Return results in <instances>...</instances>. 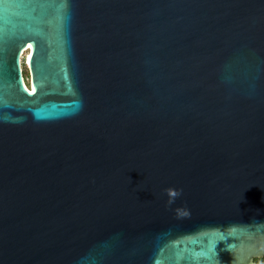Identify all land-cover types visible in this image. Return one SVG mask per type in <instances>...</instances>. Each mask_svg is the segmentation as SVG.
I'll return each mask as SVG.
<instances>
[{"label":"water","instance_id":"95a60500","mask_svg":"<svg viewBox=\"0 0 264 264\" xmlns=\"http://www.w3.org/2000/svg\"><path fill=\"white\" fill-rule=\"evenodd\" d=\"M263 256L264 0H0V264Z\"/></svg>","mask_w":264,"mask_h":264},{"label":"flooded vegetation","instance_id":"af4514ba","mask_svg":"<svg viewBox=\"0 0 264 264\" xmlns=\"http://www.w3.org/2000/svg\"><path fill=\"white\" fill-rule=\"evenodd\" d=\"M29 49L27 51H25V54L29 53ZM27 56H23V61H22V70H23V77H24V83L26 85V87H28L29 89H31V73H30V69L28 67V63L26 61Z\"/></svg>","mask_w":264,"mask_h":264},{"label":"trees","instance_id":"16d2710c","mask_svg":"<svg viewBox=\"0 0 264 264\" xmlns=\"http://www.w3.org/2000/svg\"><path fill=\"white\" fill-rule=\"evenodd\" d=\"M256 263L257 264H264V256L256 258Z\"/></svg>","mask_w":264,"mask_h":264},{"label":"built area","instance_id":"2783aa9c","mask_svg":"<svg viewBox=\"0 0 264 264\" xmlns=\"http://www.w3.org/2000/svg\"><path fill=\"white\" fill-rule=\"evenodd\" d=\"M26 51H27V50H26ZM23 55L28 57V54H27V53L25 54V52H24V54H23Z\"/></svg>","mask_w":264,"mask_h":264},{"label":"bare ground","instance_id":"6f19581e","mask_svg":"<svg viewBox=\"0 0 264 264\" xmlns=\"http://www.w3.org/2000/svg\"><path fill=\"white\" fill-rule=\"evenodd\" d=\"M30 53H31V52L28 53V56H29Z\"/></svg>","mask_w":264,"mask_h":264}]
</instances>
